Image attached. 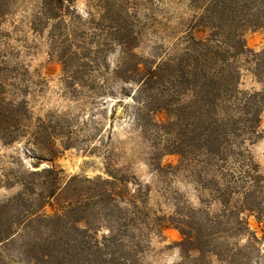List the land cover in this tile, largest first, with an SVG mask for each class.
<instances>
[{
  "label": "rangeland",
  "instance_id": "374dc122",
  "mask_svg": "<svg viewBox=\"0 0 264 264\" xmlns=\"http://www.w3.org/2000/svg\"><path fill=\"white\" fill-rule=\"evenodd\" d=\"M39 1L0 0V98L21 113L10 141L0 135V236L10 234L0 264H228L238 250L231 264H264V218L238 215L259 240L244 248L213 195V177L223 179L203 171L194 151L185 162L171 153L178 129L161 109L163 88L142 92L115 76L128 77L134 61L180 58L202 37L193 30L211 0H70L56 22H38ZM223 5L215 0L213 12ZM238 30L249 51L236 62L239 89L257 92L264 30ZM123 34L137 37L129 51ZM260 130L248 150L264 177V112ZM34 142L55 157L34 152ZM190 226L210 236L201 253L180 250Z\"/></svg>",
  "mask_w": 264,
  "mask_h": 264
},
{
  "label": "trees",
  "instance_id": "16d2710c",
  "mask_svg": "<svg viewBox=\"0 0 264 264\" xmlns=\"http://www.w3.org/2000/svg\"><path fill=\"white\" fill-rule=\"evenodd\" d=\"M222 2L224 5L217 12H213L215 0L207 4L203 25L193 30L202 37L197 39L193 35L180 58L155 65L134 61L129 65L128 77L123 78L116 73L115 76L123 82L134 83L142 92L156 85L163 88L166 96L160 102L161 109L176 120L178 129L171 153L178 154L185 162L187 154L194 151L203 171L213 170L223 179L222 187L213 177V195L224 212L235 217L234 234L246 236V247H243L251 249L258 245L259 240L254 233L249 232L245 219L238 215L247 213L255 215L256 219L264 218V203L259 195L260 192L264 193V177L259 174L258 165L252 161L248 150L263 133L260 130V116L264 112V70L255 75L262 84L260 91H242L239 89L240 70L236 62L240 56L249 54L243 40V30L238 28L264 30V0ZM69 3L70 0H40L38 22L42 19L50 22L61 20L63 10L70 6ZM238 14H242L240 18H236ZM216 17L218 20L221 18L220 24H215ZM228 18L239 21L237 30L234 28L231 31ZM129 35L123 34L121 37L126 39L120 40V45L127 51L133 48L137 40L136 36ZM69 78L73 82L77 79L74 76ZM184 92L190 99L178 100ZM18 115L21 116L18 106L0 98V135L4 141H10L9 131L17 125L15 119ZM192 121L194 124H191ZM33 145V151L47 157L49 161L55 157L54 150L43 148L38 142ZM235 195L240 198L232 202ZM226 233L220 231L213 235L225 236ZM181 234L182 253H201L204 249L202 240L210 238L195 226L181 230ZM9 235L2 234L0 241ZM240 253L238 250L232 256L230 254V260L225 259L226 263L238 261L236 256H240ZM241 259L242 262L248 261L245 256H241ZM61 261L57 264H63ZM123 261L120 259L118 264H130L127 260ZM104 264H115V261L110 258Z\"/></svg>",
  "mask_w": 264,
  "mask_h": 264
}]
</instances>
